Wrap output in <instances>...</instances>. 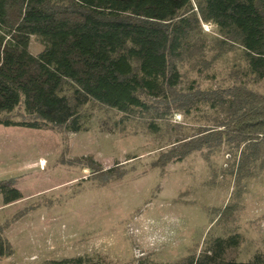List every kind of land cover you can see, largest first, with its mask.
I'll return each mask as SVG.
<instances>
[{
  "label": "trees",
  "instance_id": "obj_1",
  "mask_svg": "<svg viewBox=\"0 0 264 264\" xmlns=\"http://www.w3.org/2000/svg\"><path fill=\"white\" fill-rule=\"evenodd\" d=\"M204 24L217 29L219 48L200 42ZM32 36L43 46L37 54L29 50ZM232 48L240 54L226 77L206 76L215 82L206 88L184 81L182 62L200 65L202 78ZM207 50L217 52L212 61L203 59ZM262 80L264 0H0V125L86 131L87 108L95 106L118 116L103 131L138 121L158 135L180 115L193 124L175 122L154 165L193 152L211 163L209 151L223 150V173L238 187L264 173V94L254 89ZM16 181L0 180L4 204L22 198ZM241 241L232 229L208 232L201 251L173 264H264L260 252L246 261L232 257ZM12 253L0 227V258ZM42 264L114 263L79 255ZM131 264L161 263L142 256Z\"/></svg>",
  "mask_w": 264,
  "mask_h": 264
},
{
  "label": "rangeland",
  "instance_id": "obj_2",
  "mask_svg": "<svg viewBox=\"0 0 264 264\" xmlns=\"http://www.w3.org/2000/svg\"><path fill=\"white\" fill-rule=\"evenodd\" d=\"M203 32L200 42L219 48L212 41L218 36L215 26L204 24ZM42 47L30 38L31 53ZM206 52L204 61L217 54ZM223 53L228 55L209 65L202 78L196 72L200 65L182 62L184 81L197 79L206 88L215 83L206 76L226 77L240 53L236 48ZM254 89L264 94V80ZM87 109L92 118L86 131L0 125V180L16 178L22 194L10 204L0 195V227L13 247L0 264H42L79 255L114 264L149 256L173 264L201 251L208 232L226 235L231 229L242 235L232 257L246 261L264 253V173L236 187L223 173V150L209 151L211 163L193 152L157 167L156 159L176 133L175 122L191 125L190 119L172 117L168 130L158 135L138 121L106 132L101 124L111 128L118 116ZM224 206L233 211L220 209Z\"/></svg>",
  "mask_w": 264,
  "mask_h": 264
}]
</instances>
